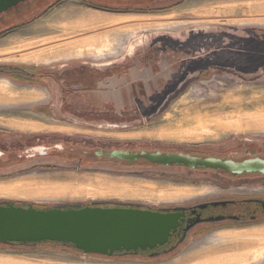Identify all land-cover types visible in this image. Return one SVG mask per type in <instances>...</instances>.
<instances>
[{"label":"rangeland","instance_id":"obj_1","mask_svg":"<svg viewBox=\"0 0 264 264\" xmlns=\"http://www.w3.org/2000/svg\"><path fill=\"white\" fill-rule=\"evenodd\" d=\"M250 5L32 0L18 17L8 16L11 11L0 16V55L18 52L0 57V64L32 67L41 75L30 87L0 77V202L160 208L264 196L262 175L95 155L184 152L242 160L254 157V149L264 158V26L244 11ZM85 37L110 46L102 54L81 45L50 57L56 49L86 44ZM78 75L93 88L75 82ZM101 89L109 91L104 105ZM261 231L264 222L215 229L141 263L83 255L71 246L0 244V264H264V240L250 236ZM232 239L257 244L226 247Z\"/></svg>","mask_w":264,"mask_h":264},{"label":"water","instance_id":"obj_2","mask_svg":"<svg viewBox=\"0 0 264 264\" xmlns=\"http://www.w3.org/2000/svg\"><path fill=\"white\" fill-rule=\"evenodd\" d=\"M30 1L32 0H0V16L18 10ZM1 66L5 65L0 64ZM95 155L111 160L183 166L190 170H214L236 176L253 173L264 176V158L258 156L233 160L181 153L123 150L101 151ZM99 205L102 203L37 209L32 205L16 206L0 202V244L50 241L71 245L83 255L110 257L113 252L121 250L135 252L163 246L180 223V215L175 213ZM177 209L181 208H174ZM184 241L183 236L176 246Z\"/></svg>","mask_w":264,"mask_h":264},{"label":"flooded vegetation","instance_id":"obj_3","mask_svg":"<svg viewBox=\"0 0 264 264\" xmlns=\"http://www.w3.org/2000/svg\"><path fill=\"white\" fill-rule=\"evenodd\" d=\"M157 1H162V0H157ZM24 6L25 5L20 7L18 10H14L12 12L18 15ZM33 11L34 10L30 12ZM30 12L26 13L23 16H27L28 14H30ZM131 47L133 48L134 46L131 45ZM0 71L2 72L0 77H6L11 81H15L20 86L30 87L35 83V81L41 80V75L37 72L36 69L24 65H20V66L5 65L0 67ZM31 90L39 94L42 93V90L39 89L33 88ZM0 153L3 155L2 149H0ZM163 153L187 154L184 152H163ZM187 155L199 156L190 153ZM211 157H216V155ZM198 170H202L203 172L214 171V170H206V169L205 170L196 169V171ZM253 174L261 176V174L258 173H253ZM243 175H249V174H243ZM243 175H239V176H243ZM99 206L125 207V208L132 207V208H139L142 210L148 209L159 213H175L180 215L178 218V220L180 221L179 225L177 226L176 230L172 233L171 237L169 238V241L163 246H157L152 250H145V251L137 250L135 252L134 251L126 252L121 250V251L113 252L112 256L107 257L110 258L111 260H117V261L119 260L121 262H124L126 259H130L135 263H141L147 260H156L168 254L174 253L177 249H179L182 245H184L190 237L195 236L197 234H206L215 229L230 228L237 226L242 227L254 223L264 222V196L260 193L252 194L249 196L226 197L221 199H206V200L196 201L178 206H168V207H160V208L137 207L132 205H109V206L99 205ZM175 207L181 209L174 210ZM183 236L185 237V241L176 246L179 239L182 238Z\"/></svg>","mask_w":264,"mask_h":264},{"label":"crops","instance_id":"obj_4","mask_svg":"<svg viewBox=\"0 0 264 264\" xmlns=\"http://www.w3.org/2000/svg\"><path fill=\"white\" fill-rule=\"evenodd\" d=\"M233 0H231L232 2ZM246 3H249L251 4L250 6H247L246 7V10H244L245 12L249 13V16L251 15L252 18L254 19H257V22L260 21V18H261V23L263 24L264 26V21L262 20L264 18V0H244ZM98 18H101L98 16ZM95 20V19H94ZM35 32H38V33H44L43 32V29L41 30H37ZM115 33V32H114ZM113 35L116 36L117 33H115ZM83 36V35H82ZM84 37V36H83ZM87 38V37H85ZM116 38V37H115ZM82 47H87V48H90V47H95V49L97 50V53L98 54H102L101 53V48H103L104 50H107L109 48V44L105 41H102V42H99L97 44V39L96 38H87V42L86 44H79V45H76L74 47H71V48H62V49H56L55 51L51 52L50 53V57H54V56H57V55H60V54H69L72 52L73 48L75 49L77 46H81ZM97 45V46H96ZM44 45H42L41 47H38L36 48V52L38 51H42V48H43ZM88 52V50H87ZM13 54H18L15 53V52H10V51H7V52H3L0 57H3V58H10L13 56ZM11 55V56H10ZM10 56V57H9ZM98 84V83H97ZM103 85V84H102ZM124 88L127 87V83H124ZM105 89V88H104ZM102 91L99 92V95L98 97H100V100L102 102V104L104 105V100H106V94L109 93V91H106V90H103L101 89Z\"/></svg>","mask_w":264,"mask_h":264},{"label":"trees","instance_id":"obj_5","mask_svg":"<svg viewBox=\"0 0 264 264\" xmlns=\"http://www.w3.org/2000/svg\"><path fill=\"white\" fill-rule=\"evenodd\" d=\"M139 2H142L143 0H138ZM13 14V12L11 13V14H9L8 16H11ZM15 14V13H14ZM17 17H18V15H17ZM1 19H3V18H1ZM106 74H108L109 75V73L107 72ZM95 75V74H94ZM93 75V76H94ZM92 76V77H93ZM105 76H107V75H105ZM105 76H103V77H105ZM92 77H90V76H88L87 78H92ZM84 78H86L85 77V75H78V76H76V79H75V82H77V83H80V84H84L85 86H88L90 89H92L93 88V85H91V83L92 82H90V83H87L86 82V80H84ZM91 85V86H90ZM96 118V117H95ZM99 119H101V118H99ZM260 150H257V152H259ZM257 152H254V149L252 150V151H250L249 152V154H256ZM16 206H20V204H16ZM33 207H35V208H37V209H44L43 207H40V206H33ZM40 244H53V245H62V244H60V243H55V242H50V241H45V242H39V243H36V244H32V243H27V244H21V243H15V244H11V245H17V246H35V245H40ZM6 245H10V244H6ZM62 246H67V245H62ZM71 246V245H70ZM71 247H73V246H71Z\"/></svg>","mask_w":264,"mask_h":264},{"label":"bare ground","instance_id":"obj_6","mask_svg":"<svg viewBox=\"0 0 264 264\" xmlns=\"http://www.w3.org/2000/svg\"><path fill=\"white\" fill-rule=\"evenodd\" d=\"M47 31H54V29H52V28H49ZM72 44V43H71ZM71 44H70V42L68 43V45H66L67 47L70 45L71 46ZM57 47V46H56ZM250 236H253L252 238H255L256 239V237L261 241V240H264V231H261V232H259V233H254V235H250ZM251 244V246H255L257 243L256 242H254V240H253V242L252 243H249L248 241H246V242H243V243H240L238 240H235V239H232L231 240V242H230V244L229 245H226V247H228V248H230L231 246H236V247H244V248H246V246H249ZM236 250V249H235ZM240 264V263H239Z\"/></svg>","mask_w":264,"mask_h":264}]
</instances>
